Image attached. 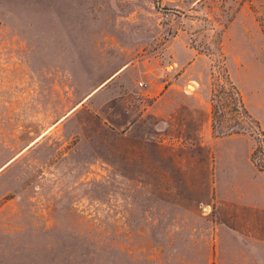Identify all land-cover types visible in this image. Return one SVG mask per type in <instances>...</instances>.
I'll return each mask as SVG.
<instances>
[{
    "label": "rangeland",
    "instance_id": "rangeland-1",
    "mask_svg": "<svg viewBox=\"0 0 264 264\" xmlns=\"http://www.w3.org/2000/svg\"><path fill=\"white\" fill-rule=\"evenodd\" d=\"M261 138L264 0H0V264H214Z\"/></svg>",
    "mask_w": 264,
    "mask_h": 264
},
{
    "label": "crops",
    "instance_id": "crops-1",
    "mask_svg": "<svg viewBox=\"0 0 264 264\" xmlns=\"http://www.w3.org/2000/svg\"><path fill=\"white\" fill-rule=\"evenodd\" d=\"M190 109L195 112L184 117L202 125L206 134L202 133L201 138L208 139L212 109L208 107L206 115L202 113L200 105L191 106ZM214 189L215 216L211 217L214 226L211 255L215 256L214 264H264V200L260 193L257 192L258 199L249 201L243 198L245 193L234 195L232 192L236 191L231 189L228 192L232 194H225L227 190L224 187L214 186ZM205 219L209 220L208 217Z\"/></svg>",
    "mask_w": 264,
    "mask_h": 264
},
{
    "label": "trees",
    "instance_id": "trees-1",
    "mask_svg": "<svg viewBox=\"0 0 264 264\" xmlns=\"http://www.w3.org/2000/svg\"><path fill=\"white\" fill-rule=\"evenodd\" d=\"M227 85H229L231 87V95L230 97L231 98H234L235 102H234V108L236 109V111H238L242 117H245V118H251V115L248 113V111L246 110L245 108V105H244V102H243V99L241 97V94L238 90V88L236 87L235 84H233L232 81H230L229 78L226 79V82H225ZM221 84L219 83L220 85V89H217L216 92L219 93V92H223V93H226L227 94V87H226V84ZM217 93H214L213 96H212V103H213V116H214V119L218 113V105H217ZM213 125H215V123H213ZM261 142V145L264 146V139L261 138L259 140ZM259 143V142H258ZM259 144L257 145V147L255 148V150L253 151L252 153V160L253 162L260 168H263L264 165L263 164H259L256 160V154L258 153V150H259Z\"/></svg>",
    "mask_w": 264,
    "mask_h": 264
}]
</instances>
